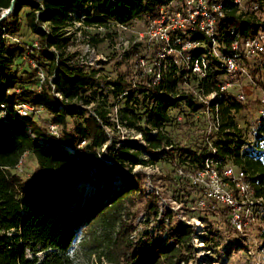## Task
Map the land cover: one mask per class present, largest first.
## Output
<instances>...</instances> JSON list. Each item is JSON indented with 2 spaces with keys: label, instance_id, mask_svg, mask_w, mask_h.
Returning a JSON list of instances; mask_svg holds the SVG:
<instances>
[{
  "label": "trees",
  "instance_id": "16d2710c",
  "mask_svg": "<svg viewBox=\"0 0 264 264\" xmlns=\"http://www.w3.org/2000/svg\"><path fill=\"white\" fill-rule=\"evenodd\" d=\"M169 0H14V13L12 21L8 25V31L15 33L20 30L19 11L28 7L26 14L28 27L40 40L42 46L55 45L63 48L64 44L58 34L59 26L64 24L71 13H76L77 18L83 16V21H112L116 24L127 25L134 19L146 16L153 19L160 15L161 7ZM12 0H0V10L10 6ZM260 9H264V0H258ZM39 11V14H37ZM44 19L53 27V34L48 38L47 33L38 25V18ZM5 19L0 22V103H7L17 97L26 100L37 107H42L52 114L51 122L61 126L60 135L53 136L39 125L33 117L22 119L12 118L0 122V264H78L72 247L78 237L81 226L93 221L97 217H105L112 225H117V230L111 236L105 248L99 253L110 264H186L189 254L194 250L192 245L195 230L184 220L170 221L167 226L160 222V236L151 241L131 243L129 235L132 226L126 220L119 218L120 208L123 202L130 198L133 190L138 187L137 181L130 177L129 185L113 191L104 190L98 197H90L77 210L73 207L75 202V185L82 165L94 164L97 160L98 149L105 143L102 132L105 121L100 125L99 120L105 118L101 111L96 115L87 114L84 107L71 104L74 97L83 100L85 104L91 102V73L82 66L73 67L56 61L55 54L43 49L42 55L46 60L52 61L51 71L55 70L52 79L56 89L66 97V101L59 102L47 88V80L43 84L41 93H34L30 85L34 84V73L19 77L15 74V59L19 58L23 49L16 43H9L1 37L2 28L7 26ZM231 29L239 33L241 39L264 32V18L256 13L248 17H242L235 13V9L229 11L217 24L218 37L226 46V51L231 53L230 42ZM202 50L196 49L194 55ZM264 64V53L258 54ZM245 65L249 66L248 59L243 58ZM161 63L148 79V84L132 86L131 83L114 82L115 95H119L124 89L129 91L118 110L121 118L127 119L130 113L128 126L136 127L143 133L147 142L145 150L151 155H156L158 150L167 152L179 162L186 164L192 173L198 171L204 164L209 154L207 146L198 148H181L173 154L175 149L171 138L158 131L155 135L150 133L148 127L135 126V118H138L140 110L136 93L142 94L143 113L146 121L154 127L166 124L169 121L168 109L182 98L186 104L196 111L202 103L192 100L187 96H179L176 86L182 77L189 73L183 67L178 74L177 66H173L169 72L162 71ZM213 67L207 70V77L211 76ZM251 82L244 88L247 100L240 101L234 97V102L226 108L238 110L242 103L245 107L257 104L258 94L264 90V66H249ZM160 71V80L156 81V73ZM22 88L17 94H7V90ZM90 97V98H87ZM134 105V106H133ZM142 110V109H141ZM127 113V114H126ZM78 115L80 118L73 129L68 126V117ZM29 126V130L26 127ZM220 133L222 139L215 140L213 144L219 148L216 156L231 157V145L234 146L235 138L230 129L235 128L232 116L221 124ZM41 139V141H40ZM83 142V143H82ZM75 149L72 154L67 148ZM111 151L114 149L112 146ZM26 154L34 158V172L28 179L22 178L13 172L19 161ZM114 161L121 167H127L130 171L137 164H147L149 160L141 157L138 149L130 150L125 146L117 147L111 152ZM78 157V159L76 158ZM235 163L244 166V171L257 172V178L262 182L264 177V163L259 158L247 155L234 157ZM257 191V196H264V186ZM148 210L154 216L158 215V206L150 202ZM215 207L213 204L208 208ZM223 213L228 217V209ZM170 216V210L167 211ZM170 219V218H169ZM16 245L15 249L9 244L8 233ZM166 235L165 243H161L162 234ZM171 241L170 243H167ZM32 253L45 252L41 260L37 256L27 258L26 250Z\"/></svg>",
  "mask_w": 264,
  "mask_h": 264
},
{
  "label": "rangeland",
  "instance_id": "374dc122",
  "mask_svg": "<svg viewBox=\"0 0 264 264\" xmlns=\"http://www.w3.org/2000/svg\"><path fill=\"white\" fill-rule=\"evenodd\" d=\"M29 11L28 7L19 11L20 30L15 33L8 31L9 42H17L15 39L21 42L39 40L28 27L26 14ZM13 13L14 10L9 17H5V20L11 22ZM257 14L264 18V9L257 11ZM76 16V13H71L65 23L59 26L58 34L64 46L58 48L53 45L55 58L68 66H82L85 71L91 73V90L97 91L95 94L91 93V102L85 104L83 100L74 97L71 104L86 108L87 114L93 116L96 115L97 110L103 112L105 118L100 119L99 123L102 125L103 122L108 121L109 124L103 125L105 143L98 149L96 162L91 165H82L75 185L73 207L79 210L90 197H98L104 190L112 193L129 185V178L132 177L137 181L138 187L133 190L130 198L123 202L119 212V218L129 222L133 228L129 235L131 243L145 241L148 238L155 241L161 234V221L164 226H167L170 221L184 220L195 230L192 240L194 250L188 255L186 264H264V206L256 208L258 214L242 233L234 231L228 222V217L223 213L225 210L223 205L209 201L205 202L204 206L200 204V201L204 199V184L193 182L192 172L187 165L179 164L176 158L174 160L170 154L162 150H158L155 156L148 153L145 150L147 142L143 133L136 127L127 125L129 118L133 119V115L126 113L128 118L125 119V117L121 118L118 112L129 93L126 89L129 88L115 95L114 82L131 83L132 86L138 87L140 84H148L145 76H150L160 63L162 71L167 72L176 65L179 74L184 67V62L178 59L175 61L173 52H169L164 44L148 36L146 30L150 19L146 16L138 17L124 27L110 20L105 23L97 20L86 23L83 21V16L80 18ZM36 22L43 30H53L52 25L40 17ZM219 49L218 53L221 55L222 49ZM211 53L214 51L211 50ZM36 58L38 56L34 50L16 58V69H13L16 70L15 74L23 77L28 72H33V78H35ZM205 58L214 69L211 76L201 78L199 75L186 73L176 86V93L201 103L203 95L215 90L217 84L228 82L229 93L219 106L222 122L232 116L236 125L235 128L230 129L235 138V144L231 145V157L227 158V161L237 170H244V166L235 163L234 157L238 153L239 156L259 158L264 163V121L258 119L257 104L245 107L242 103L238 110L225 111L238 94L244 93V102L247 100L248 90L244 86L251 82L249 66L262 67L264 64L257 55L248 59L249 66L242 61L244 71L229 72L222 69V59L212 58L209 54ZM40 60L45 74L51 78L52 61L46 60L43 55ZM47 83V88L51 90L49 80ZM134 96L140 108L138 118H135V126L148 127L152 135L158 131L166 134L171 138L175 148L171 149L168 146L167 149H170L173 154L185 147L195 149L207 146L208 149L209 141L213 143L223 138L222 134L213 127L211 113L203 106L194 111L187 106L186 99L182 98L169 107V121L154 127L146 121L143 113L142 94L136 93ZM60 100L66 101V97L62 96ZM31 115L48 132L49 125L52 123V114L44 108L34 107ZM79 119L77 114L68 117L69 128L73 129ZM60 130L61 126L58 125V136ZM112 146L114 149L111 151ZM119 146L128 147L130 150H140L141 157L149 160V163L137 164L130 171L127 167L119 166L111 155V152ZM70 152L74 154L75 150ZM13 172L24 179L30 178L34 172L33 156L30 154L23 156L21 163L14 168ZM245 172L253 193L257 195V191L262 190L264 186V177L261 182L257 178V172L250 170ZM150 202L158 206L157 216L148 210L147 205ZM213 204L215 207L208 208ZM168 210H170V216L167 215ZM116 230L117 225L110 224L105 217H97L83 224L72 247V253L78 264H110L104 257L99 256V253ZM11 234V232L8 233V242L15 249L16 245ZM161 238V243H165L164 233ZM199 242L202 246H199ZM44 255L45 252L32 253L26 250L27 258L37 256L38 260H41ZM181 264L184 263L181 262Z\"/></svg>",
  "mask_w": 264,
  "mask_h": 264
},
{
  "label": "built area",
  "instance_id": "2783aa9c",
  "mask_svg": "<svg viewBox=\"0 0 264 264\" xmlns=\"http://www.w3.org/2000/svg\"><path fill=\"white\" fill-rule=\"evenodd\" d=\"M232 9H235L236 14L248 17L259 11L260 3L258 0H169L161 7L160 15L149 20L146 33L154 41L164 44L169 52H173L175 61L182 60L185 68L190 73L199 75L201 78H206L207 70L211 68L205 58L208 54L212 58L222 59L221 65L224 71H244L243 58L249 59L264 53V32L241 39L239 33L231 29V53H228L226 46L219 40L217 24ZM13 10V6L2 8L0 10V16H3L2 20L9 17ZM9 21L7 20L8 23H11ZM8 25L3 27L1 32V37L7 42H9L7 40V37H9ZM44 31L47 33L48 38L53 34V30L48 31L45 29ZM15 41L17 42L9 43H16L21 46L23 53L34 50L38 56L35 60L34 84L30 85L33 92L41 93L43 84L46 80H49L50 92L61 102L62 94L52 82L55 70H52V77L50 78L42 69L40 60L43 49L55 54V50L52 48L53 45L48 46L46 43L45 46H42L40 40L21 42L15 39ZM219 48L222 49L221 55L218 53L220 52ZM196 49L202 51L198 55H194L193 51ZM211 50L214 53H211ZM159 80L160 71L156 73V81ZM228 86V82H221L217 84L215 90L210 91L201 98L202 106L211 113L213 127L219 133L220 124L222 123L219 106L223 98L229 93ZM21 92L22 88L19 87L7 90V94L19 95ZM236 97L240 101L245 100L244 93L238 94ZM34 107L37 106L18 97L7 103H0V122L12 118L32 117L31 113L34 111ZM257 115L259 121H264V90H261L258 94ZM26 127L29 130V126L26 125ZM57 127L58 124L51 123L48 133L58 136ZM208 143L209 154L206 156L203 166L191 174L195 184H204V199L200 201V204L204 206L205 202L209 201L223 205L229 211L228 222L231 227L234 231L242 233L258 214L256 208L264 206V196L255 195L246 179L247 173L243 169L237 170L227 161L226 157L216 156L219 153V148L210 141ZM66 148L72 152L75 150L68 146ZM20 163L21 160L18 164Z\"/></svg>",
  "mask_w": 264,
  "mask_h": 264
},
{
  "label": "water",
  "instance_id": "95a60500",
  "mask_svg": "<svg viewBox=\"0 0 264 264\" xmlns=\"http://www.w3.org/2000/svg\"><path fill=\"white\" fill-rule=\"evenodd\" d=\"M13 2H14V0H12V2H11V4H10V7L13 6ZM2 18H3V16H0V22H1Z\"/></svg>",
  "mask_w": 264,
  "mask_h": 264
},
{
  "label": "bare ground",
  "instance_id": "6f19581e",
  "mask_svg": "<svg viewBox=\"0 0 264 264\" xmlns=\"http://www.w3.org/2000/svg\"><path fill=\"white\" fill-rule=\"evenodd\" d=\"M199 246H202V243L199 242Z\"/></svg>",
  "mask_w": 264,
  "mask_h": 264
}]
</instances>
